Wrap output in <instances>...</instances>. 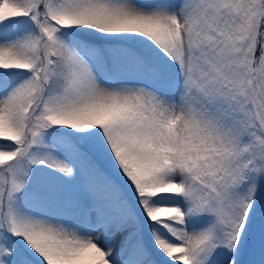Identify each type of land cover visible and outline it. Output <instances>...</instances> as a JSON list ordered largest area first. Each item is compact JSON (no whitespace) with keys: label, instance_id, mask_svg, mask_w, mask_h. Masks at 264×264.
Instances as JSON below:
<instances>
[{"label":"snow or ice","instance_id":"6c2138e0","mask_svg":"<svg viewBox=\"0 0 264 264\" xmlns=\"http://www.w3.org/2000/svg\"><path fill=\"white\" fill-rule=\"evenodd\" d=\"M0 264H264V0H0Z\"/></svg>","mask_w":264,"mask_h":264}]
</instances>
